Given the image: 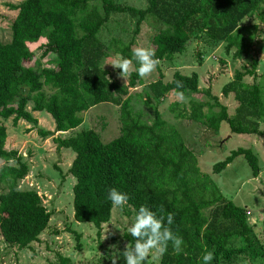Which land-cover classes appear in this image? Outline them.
Instances as JSON below:
<instances>
[{
  "label": "trees",
  "instance_id": "16d2710c",
  "mask_svg": "<svg viewBox=\"0 0 264 264\" xmlns=\"http://www.w3.org/2000/svg\"><path fill=\"white\" fill-rule=\"evenodd\" d=\"M92 1H99L102 11ZM147 1L145 8L117 0H24L15 6L18 14L11 25L12 38L0 41V117H13L14 125L21 119L37 125L33 111H46L54 119L55 131L67 132L80 126L83 113L99 103L120 106L121 133L109 142H103L91 128L54 138L58 148H70L76 154L69 168V174L76 178L74 219L93 223L100 237L114 208L107 194L116 188L127 194V204L136 211L146 205L153 211L163 206L165 213H174L170 227L182 237V251L176 254L169 243L159 264H203L205 250L214 254L211 264H237L241 257L262 258L264 262V244L249 221L246 207L226 198L212 176L202 170L181 131L157 109L169 93L183 97L208 94L213 102L192 96L188 104L173 102L170 110L178 119L194 120L215 130L226 121L233 133L264 135L260 129L264 119L262 88L259 82L245 81L247 76L256 77L258 59L251 58L250 64L236 70L222 87L223 95L234 93L239 102L234 114L210 88L200 86L198 72L185 74L177 69L167 80L159 68L160 77L147 88L145 103L154 107V117L148 120L144 111L135 108L130 92L142 83L135 69L127 83H120L111 80L102 65L114 51L133 60L137 68L132 56L135 38L125 42L113 37L107 44L99 37L114 13L137 17L135 34L150 15L164 25L152 39L158 62L173 60L200 33L213 42H223L225 52L234 59H244L264 23V0ZM247 18L255 20L245 24ZM41 38L47 40L43 54L56 53L54 67L25 64L32 54L29 43ZM176 81L182 87L177 88ZM38 132L44 137L54 134L40 127ZM7 138L8 128L0 122V160L4 162L0 182L6 186L0 194V234L10 246L22 250L39 241L52 212L37 190L20 188L30 168L17 149L6 148ZM240 155L258 176L259 158L252 148L245 147L216 162L213 172L223 171ZM67 230L75 233L76 246L81 249L82 233L70 227ZM125 237L130 244L135 243L129 233ZM57 257L56 264H75L69 256L58 253ZM119 263L125 264L124 260Z\"/></svg>",
  "mask_w": 264,
  "mask_h": 264
},
{
  "label": "rangeland",
  "instance_id": "374dc122",
  "mask_svg": "<svg viewBox=\"0 0 264 264\" xmlns=\"http://www.w3.org/2000/svg\"><path fill=\"white\" fill-rule=\"evenodd\" d=\"M23 1L0 0V41L9 42L11 40V25L18 14L15 6ZM117 1L138 8H145L148 5L147 0ZM91 4H96L102 11L99 1H92ZM137 19L128 13H114L102 27L99 37L107 44L113 37L121 38L125 42L135 38L133 48L143 46L154 50L153 36L164 25L149 15L141 23L140 32L135 34ZM253 20L255 19L247 18L244 23H250ZM46 41V38H41L37 42L29 43L32 54L25 62L27 66L32 65L37 68L55 66L56 53L43 54ZM261 56H264V23L260 24L256 42L244 59H234L225 52L223 42H213L206 34L200 33L187 43L183 53L176 54L173 60H159L155 70L149 76L142 78V83L130 89L134 106L137 110L144 111L148 120H152L154 107L145 103V98H148V84L160 77L159 68L167 80L179 69L185 74L198 72L200 86L210 88L212 94L218 96L228 106L230 114H234L239 102L235 99L234 93L228 96L223 95L222 87L233 78L236 70L243 69V66L250 64L251 58H256L259 61L257 75L254 78L247 76L245 81L259 82L264 99V57ZM118 57L122 58L120 54L111 51L110 55L103 59L102 65L109 71L111 80L126 83L118 76V69L110 64L105 65ZM133 69H135L134 64ZM192 96L213 102L208 94L189 93L183 97L169 93L158 104L157 109L159 108L163 117L175 124L181 131L188 146L197 154L202 170L212 176L226 198L237 205L251 207L253 214L248 215L249 221L255 226L257 235L264 238V135L233 133L226 121L222 122L219 130H215L194 120L176 118L170 110V105L175 101L188 104ZM152 102L154 104V99ZM31 108L32 103H29L28 109ZM33 114L39 120L37 125L24 119L14 125L13 117L9 119L0 117V122L8 128L6 148L17 149L30 168L28 175L20 182V188L37 190L48 210H51L52 218L49 227L40 235L39 241L33 242L30 248L20 250L10 246L0 234V264H56L58 253L71 257L75 264H111L109 256L112 249L110 246L116 245L117 248L123 250L129 243L125 234L128 233L127 228L133 222L137 211L127 203L122 207H114L112 217L108 223L103 225L100 237L93 223L76 221L73 203V186L76 178L69 174V168L76 155L70 148H58L54 138L91 128L100 134L103 142H109L121 133L120 106L111 102L99 103L83 113L84 122L80 126L69 133L61 134L55 131V122L51 114L46 111L39 113L33 111ZM39 127L51 130L54 134L44 137L39 134ZM260 129H264V119L260 120ZM238 147L252 148L257 154L262 170L260 177L253 175L252 167L243 155L236 157L223 171L213 172V165ZM3 164L4 162L0 160V167ZM4 190L6 186L0 182V194ZM67 227L82 233L81 249L76 246L78 239L75 233L68 231ZM116 227L122 229L123 234ZM160 259L161 256L157 264ZM123 260L121 257L117 264ZM237 264H264V262L262 258L252 260L248 257H241Z\"/></svg>",
  "mask_w": 264,
  "mask_h": 264
},
{
  "label": "clouds",
  "instance_id": "9594fccd",
  "mask_svg": "<svg viewBox=\"0 0 264 264\" xmlns=\"http://www.w3.org/2000/svg\"><path fill=\"white\" fill-rule=\"evenodd\" d=\"M132 56L136 64H138L135 71L140 78L149 76L157 67L158 61L155 59L154 50L137 46L132 49ZM107 64L118 69V76L123 78L126 83L134 70L133 60L127 58L118 57L105 65ZM176 86L180 88L182 83L176 81ZM107 198L114 207H122L128 201L127 194L116 188L109 189ZM158 212L160 213L159 215L157 214ZM173 223L174 213H165L163 206L153 211L148 206L141 205L133 222L127 228V232L135 240V243H127L123 250L117 248L116 245H111L112 251L109 256L111 264H117L121 257L124 259L125 264H157L160 256L167 251L169 243H171L173 251L179 254L182 251L183 239L172 231L170 226ZM120 231L123 234V230L120 229ZM213 259V252L205 250L202 255L203 264H211Z\"/></svg>",
  "mask_w": 264,
  "mask_h": 264
},
{
  "label": "crops",
  "instance_id": "0c3cea01",
  "mask_svg": "<svg viewBox=\"0 0 264 264\" xmlns=\"http://www.w3.org/2000/svg\"><path fill=\"white\" fill-rule=\"evenodd\" d=\"M40 111H37V113H39ZM38 115V114H37ZM40 119V118H39ZM55 125V124H54ZM71 131V130H70ZM60 134L61 133H69V131H67V132H60V131H58ZM241 134H247V133H241ZM64 149H65V147H64ZM76 155V154H75ZM75 158V157H74ZM262 174V170L260 171V174L257 176V177H260V175ZM246 209H248V210H250L251 211V214H253V210L251 209V207L250 206H246ZM250 214V215H251ZM255 223V222H254ZM255 224H257V223H255ZM254 228H255V226H254ZM255 230H256V228H255ZM256 233H257V231H256ZM260 239H261V241L263 242V244H264V238L262 237V236H260Z\"/></svg>",
  "mask_w": 264,
  "mask_h": 264
},
{
  "label": "built area",
  "instance_id": "2783aa9c",
  "mask_svg": "<svg viewBox=\"0 0 264 264\" xmlns=\"http://www.w3.org/2000/svg\"><path fill=\"white\" fill-rule=\"evenodd\" d=\"M247 214L250 215L251 214V211L247 209Z\"/></svg>",
  "mask_w": 264,
  "mask_h": 264
},
{
  "label": "water",
  "instance_id": "95a60500",
  "mask_svg": "<svg viewBox=\"0 0 264 264\" xmlns=\"http://www.w3.org/2000/svg\"><path fill=\"white\" fill-rule=\"evenodd\" d=\"M261 57H264V56H261Z\"/></svg>",
  "mask_w": 264,
  "mask_h": 264
}]
</instances>
